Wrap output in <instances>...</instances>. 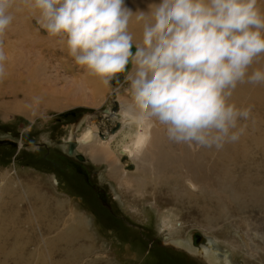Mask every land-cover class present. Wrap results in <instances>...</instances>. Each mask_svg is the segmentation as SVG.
I'll list each match as a JSON object with an SVG mask.
<instances>
[{"label":"rangeland","instance_id":"obj_1","mask_svg":"<svg viewBox=\"0 0 264 264\" xmlns=\"http://www.w3.org/2000/svg\"><path fill=\"white\" fill-rule=\"evenodd\" d=\"M10 12L13 22L0 35V50L7 57L5 75L0 78V138L23 143L27 149L0 147V186L2 182L6 185L12 181L22 188L25 192L22 193L23 203L25 209H30L33 229L26 227L30 236L23 238L25 244H18L20 252L17 256L12 252L10 255L14 256L11 257L3 254L1 261L4 264H138L132 261L147 256L150 244L137 234L129 239L120 235V227L104 218L107 213L101 209L94 190L88 189L87 192L76 187L66 173L45 158L49 156L45 153L46 148L51 147L56 151L53 155L55 162H77L74 155L68 157L62 152H66V143L60 144L59 141L69 140L72 134L78 137L88 127L98 130L102 137L109 136L108 130L116 125V121H121L105 113L104 109L112 110L117 106L113 113L121 112L118 93L125 95L130 91L125 74H118L114 84L104 83L107 91L92 100L88 71L75 64L60 38L50 37L40 28L36 22L38 12L25 5L23 0H16ZM256 88L255 92L259 94L255 97L264 104L261 100L264 99V88ZM83 97L81 102L73 103ZM41 142L42 146L39 145ZM55 145L57 147H52ZM77 152L87 158L85 168L98 184V189L101 187L107 193L103 200L126 218L133 232L142 233L144 228L148 229L156 246L162 239L172 244V241L186 239L189 235L193 241L195 233L200 232L212 240V252L219 254L220 258L228 257L235 264H264V213L255 204H248L245 210L231 204L232 210L228 207L220 219L213 218L217 221L207 224L201 214H195L180 203L154 197L144 199L125 182L119 184L107 163L91 161L85 152ZM120 159L118 166L125 165L127 173H137L135 161L125 156ZM25 175L38 177L41 193L50 200L49 204L37 203L33 199L21 184ZM45 207L46 218L50 216L47 219L54 224L51 229L46 227V218L41 217V210ZM105 211H109L108 207ZM97 215L102 217L101 220ZM164 222L167 226L162 225ZM71 235L72 241L65 240V236ZM6 236L5 245L10 249L12 245L8 242L13 240L12 228H6ZM6 252L10 253L9 250ZM25 255L26 258H20ZM162 258L167 264L176 261L185 264L178 257H156Z\"/></svg>","mask_w":264,"mask_h":264},{"label":"clouds","instance_id":"obj_2","mask_svg":"<svg viewBox=\"0 0 264 264\" xmlns=\"http://www.w3.org/2000/svg\"><path fill=\"white\" fill-rule=\"evenodd\" d=\"M16 0H0V35L13 22ZM36 22L58 37L76 65L105 84L125 74L130 113L154 121L168 138L189 147L239 139L250 109L230 102L240 83L264 84V11L258 0H159L133 12L125 0H23ZM142 23L137 40L129 32ZM133 47L135 51L133 52ZM0 50V78L5 75ZM129 65L131 68L129 70Z\"/></svg>","mask_w":264,"mask_h":264},{"label":"bare ground","instance_id":"obj_3","mask_svg":"<svg viewBox=\"0 0 264 264\" xmlns=\"http://www.w3.org/2000/svg\"><path fill=\"white\" fill-rule=\"evenodd\" d=\"M158 2L159 0H125V6L133 12H147L151 4ZM258 7L264 11V0H258ZM129 32L140 40L142 23L135 19V14L129 24ZM134 51L135 47H133ZM263 60L264 57L258 58L250 66L249 74L255 69L262 70ZM128 67L130 70L131 65ZM88 76L94 98L92 100L95 101L107 91V86L89 72ZM256 87L264 88V84L240 83L233 91L230 102L240 108L250 109V116L238 122L239 139L225 143L220 149L178 144L171 141L164 128L154 121L145 120L143 123H138L137 117L129 111L130 91L124 93L125 95L118 93L121 112L111 115L121 122L116 121V125L108 130L109 136L107 134L106 137H102L98 130L88 127L78 137L72 134L69 140L79 142L74 153L81 150L90 157L91 161L107 163L119 184L125 182V185L145 197L144 199L154 197L156 200L158 198L180 203L195 214H201L206 218L202 220L207 224L217 221L213 218L220 219L223 211L228 210V207L234 203L242 210H245L248 204H255L264 213V104L259 103L260 99L255 97L259 94L255 92ZM82 99L84 97L78 98L73 103H79ZM64 148L69 150L68 140ZM121 156L135 161L137 173H127L125 165L118 166ZM23 179L24 182L21 180L23 182L21 184L33 195L37 203L49 204L50 200L44 198L41 193L37 176L25 175ZM21 189L12 181L6 185L2 182L0 186V264H4V261H1L3 254L6 257L14 256L10 255L12 253L17 256L18 251L20 252L18 244H25L23 238L30 236V230H26V227L33 229L30 209H25L22 197L24 191ZM46 208L40 209L41 217L44 219ZM49 217L47 216L48 219ZM47 218L46 227L51 229L54 224ZM162 225L167 226L165 222ZM7 227L13 230L12 242L7 241L10 246L12 245L10 249L5 245ZM72 239V235L65 236L67 241ZM172 243L190 249L192 254L198 255L209 264H235L232 259L220 258L219 254L212 252V240L202 243L204 246L201 245L200 249L192 247L191 235L186 239L174 240ZM7 250L10 253L6 252ZM32 255L33 253L30 256ZM64 255L65 250L62 252V259ZM24 257L26 258V255L20 258Z\"/></svg>","mask_w":264,"mask_h":264},{"label":"flooded vegetation","instance_id":"obj_4","mask_svg":"<svg viewBox=\"0 0 264 264\" xmlns=\"http://www.w3.org/2000/svg\"><path fill=\"white\" fill-rule=\"evenodd\" d=\"M76 115V113H75ZM60 143V142H59ZM61 144V143H60ZM59 145V144H58ZM12 146V145H0V147H8ZM42 146V145H41ZM52 147H57L52 146ZM23 148H26L23 147ZM42 147H40L39 149H41ZM3 149V148H1ZM27 149V148H26ZM54 148L51 147H47L45 153L49 156H46L45 158L52 163L55 167L61 169L64 173L67 174V178L68 180L75 185L76 187H81V189H85L88 192V189H93L94 190V195L96 197V200L98 201V203L102 206V210L107 213V215L104 217L105 219H108L110 222H114V225L120 227V235L124 236L129 239L131 237H135L136 234L147 244H150L151 249L147 250L148 255H144L143 258L140 259H134L132 262L138 263V264H167L166 261L164 260V258L162 259H156V257H162L164 255H169L171 257H178L180 259H183L185 261V264H202V262L207 263L206 261L202 260L198 255H194L192 254V252L190 251V249L188 250V248L182 246L181 245H176L175 243H166V241H164V239L160 240L158 243V245L156 246L154 244V240L151 237L150 233L148 232V229L144 228L142 230V233L139 232H133L129 226L130 223L127 222L126 218L121 215L119 213V211H113L110 207H109V203L107 204L106 201H104L103 199L107 198V193L105 192V190L101 187H99L100 189H98V184H96L95 180L92 178L91 173H87V170L85 168L86 166V162L87 161H81L79 159L76 158L77 162H74L72 164L66 162V163H60V162H55V158L53 155L56 154V151L53 150ZM5 150V149H3ZM62 152L64 154H66V156H71L72 155L69 154L68 152V148L65 151L62 150ZM96 205V203H95ZM99 209L100 207L97 206ZM106 207H108V212L105 211ZM100 209V210H101ZM98 211V213H101V211ZM97 218L101 220L102 217L97 215ZM119 232V231H118ZM133 233V234H132ZM134 239V238H133ZM204 240L202 237H197V238H193L192 241V247L193 248H197L200 249L202 248L201 246V241ZM128 243V242H127ZM200 245H197L199 244ZM124 248V245H123ZM146 250V249H145ZM136 252V251H135ZM137 254H141L139 252H136ZM142 253H144V251L142 250ZM190 253V254H189ZM150 255V256H149ZM183 255V256H182ZM155 262V263H154ZM175 264H180L177 261L175 262Z\"/></svg>","mask_w":264,"mask_h":264},{"label":"water","instance_id":"obj_5","mask_svg":"<svg viewBox=\"0 0 264 264\" xmlns=\"http://www.w3.org/2000/svg\"><path fill=\"white\" fill-rule=\"evenodd\" d=\"M111 83L114 84L115 83V80L113 79L111 81ZM114 97H115V95H114ZM116 110H117V106H114V108L112 110H110L109 108H107V109L104 110V112L111 115ZM71 114L72 115H75V112H72ZM67 115L68 114H66V116ZM59 142L66 143L65 140H60ZM68 144H69V150H68V152H69L70 155H74V156H76L80 160L87 161V158H85V156L83 154H78L77 152L74 153L75 152L74 150L79 145V142L78 141L68 140ZM0 145H12V146H18V147H22V148L25 147V144H23V143L21 144V143H19L17 141H14V140H11V139H4V138H0ZM39 145L41 146V145H43V143L41 142ZM195 234L196 235H195L194 238L202 237L204 239V241L203 240L201 241V244L202 243H207V241H209V238L203 236L200 232H196ZM197 245H200V243L197 244Z\"/></svg>","mask_w":264,"mask_h":264},{"label":"crops","instance_id":"obj_6","mask_svg":"<svg viewBox=\"0 0 264 264\" xmlns=\"http://www.w3.org/2000/svg\"><path fill=\"white\" fill-rule=\"evenodd\" d=\"M60 207V206H59Z\"/></svg>","mask_w":264,"mask_h":264}]
</instances>
